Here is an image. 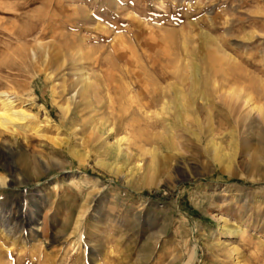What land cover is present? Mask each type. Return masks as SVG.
I'll return each instance as SVG.
<instances>
[{
  "label": "rangeland",
  "instance_id": "rangeland-1",
  "mask_svg": "<svg viewBox=\"0 0 264 264\" xmlns=\"http://www.w3.org/2000/svg\"><path fill=\"white\" fill-rule=\"evenodd\" d=\"M0 93V264H264V0H0Z\"/></svg>",
  "mask_w": 264,
  "mask_h": 264
},
{
  "label": "bare ground",
  "instance_id": "bare-ground-1",
  "mask_svg": "<svg viewBox=\"0 0 264 264\" xmlns=\"http://www.w3.org/2000/svg\"><path fill=\"white\" fill-rule=\"evenodd\" d=\"M127 45V44H126ZM129 45V44H128ZM130 46V45H129ZM127 47V46H126ZM116 48V47H115ZM112 49H114V48H112ZM114 51V50H113ZM115 55H116V57H115V59H117V61H121V63H124L125 65H131V63L132 64H135V66H137L138 65V61H137V57L138 56H135L134 57V59L131 57V54L130 55H126V54H118V53H114ZM82 58V57H81ZM160 58V57H159ZM114 59V60H115ZM141 59H142V62H143V60H144V58L143 57H141ZM113 59H110L109 60V62H108V68H110V69H112V77L110 78V75H109V73H108V75H107V78H108V76H109V79H110V81L113 83L114 81L113 80H116L117 81V76H116V73H114L115 72V69L116 68H114V61ZM145 62V67H147V68H150V70L152 69V68H155V66L152 64L150 67H149V63H151L150 61H144ZM179 62V61H178ZM102 64V63H101ZM118 67V66H117ZM138 67H141V65L139 66L138 65ZM174 67H176V66H174ZM174 67H172V68H174ZM119 69V68H118ZM172 70V69H171ZM118 70H116V72H117ZM142 71L144 72V74H145V72H146V75L148 74V72H147V70L144 68V67H142ZM155 71V70H154ZM154 71H152V72H154ZM150 77V76H149ZM148 77V78H149ZM182 77V76H181ZM143 79V78H142ZM108 80V79H107ZM146 80H148V79H146ZM109 81V82H110ZM150 81H152V80H150ZM102 82V81H101ZM142 82V81H141ZM112 83L110 84V86L109 85H107V84H109V83H107L106 85L107 86H105L106 87V89H104L105 87H103V85H102V90H103V96H102V98L101 99H93V98H90V97H87V95H85L83 92H82V89H79L78 90V92H77V96H81V99H82V102L81 103H83V102H87V101H90L89 103H88V106H86L87 107V110H88V112H89V114L90 113H94V114H98L99 112H98V110L100 109V110H104L103 108H101L103 105H104V101L105 100H103V99H109L110 97L112 98L113 97V89H112ZM98 84V83H97ZM101 85V84H100ZM151 85V84H150ZM85 86H87L88 87V84L87 85H85ZM97 87V86H96ZM89 89V88H88ZM87 88H86V90H88ZM114 89H115V91H118V90H116L117 89V87H115L114 86ZM85 90V91H86ZM95 90V89H94ZM100 90V89H99ZM101 90V91H102ZM104 90H105V93H104ZM97 92V91H96ZM87 93V92H86ZM102 93V92H101ZM100 93V94H101ZM116 94H117V92H116ZM98 95H99V93H98ZM89 98H90V100H89ZM110 98V99H111ZM110 101V100H109ZM111 101H112V99H111ZM113 102V101H112ZM0 103H1V105H2V108H3V111L0 113V128L2 127V128H6V129H8V126L9 125H12V124H16L17 122H19V121H23L24 119H26V117H30L29 115H27L26 114V112H24L23 110H16L15 109V107H14V104L8 99V98H5V96H4V94H2V93H0ZM120 107V108H119ZM68 108V107H67ZM67 108H65L66 109V112L68 111V109ZM105 108H106V106H105ZM125 109H126V107H124ZM98 109V110H97ZM126 111H128V110H126ZM120 113V114H118V113ZM251 112H253V111H251ZM125 113V110L122 108V106H114V104L113 103H111L110 102V104H109V108H108V110H105V111H101L100 112V118L99 119H101L102 121H103V126H105V125H107V124H109V121L108 120H110V119H105L104 117L107 115V114H109L111 117L110 118H112L113 120H114V122L116 123V121L117 120H120V119H122V116H123V114ZM252 114V113H251ZM94 117V116H93ZM93 117L91 116L90 117V119L88 120V124H89V122L91 123V121H92V119H93ZM99 117V116H98ZM103 118H104V120H107V121H104L103 120ZM107 118V117H106ZM88 119V118H87ZM101 122V121H100ZM93 123H94V121H93ZM83 124V125H82ZM81 125H82V129H84V130H86V124H87V120H85V121H83V123H82ZM87 124V125H88ZM98 124V123H97ZM93 125V124H92ZM113 125V124H112ZM10 127V126H9ZM27 127V126H26ZM29 127V126H28ZM28 127H27V129H28ZM22 128H25V127H22ZM94 129V128H93ZM101 129V128H100ZM21 130V129H20ZM87 132V131H86ZM96 132V131H95ZM90 134V133H89ZM93 136H92V134H91V136L89 137V139L90 138H92ZM123 140V139H122ZM121 142V141H120ZM120 144V143H119ZM117 146H120V145H118L117 144ZM119 148V147H118ZM35 222H36V219H34V218H32L31 217V220H30V223L28 224L30 227H34L35 226Z\"/></svg>",
  "mask_w": 264,
  "mask_h": 264
},
{
  "label": "trees",
  "instance_id": "trees-1",
  "mask_svg": "<svg viewBox=\"0 0 264 264\" xmlns=\"http://www.w3.org/2000/svg\"><path fill=\"white\" fill-rule=\"evenodd\" d=\"M156 197H157V198H160V196H157V195H156Z\"/></svg>",
  "mask_w": 264,
  "mask_h": 264
}]
</instances>
